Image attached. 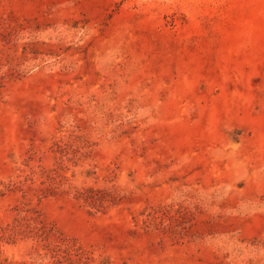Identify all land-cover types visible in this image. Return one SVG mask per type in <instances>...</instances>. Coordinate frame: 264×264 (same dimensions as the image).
<instances>
[{
	"label": "rangeland",
	"instance_id": "374dc122",
	"mask_svg": "<svg viewBox=\"0 0 264 264\" xmlns=\"http://www.w3.org/2000/svg\"><path fill=\"white\" fill-rule=\"evenodd\" d=\"M0 264H264V0H0Z\"/></svg>",
	"mask_w": 264,
	"mask_h": 264
}]
</instances>
